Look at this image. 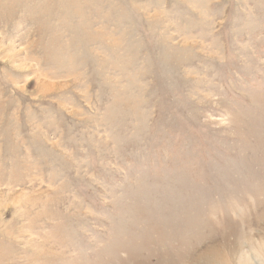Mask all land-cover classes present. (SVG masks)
<instances>
[{
    "label": "rangeland",
    "instance_id": "obj_1",
    "mask_svg": "<svg viewBox=\"0 0 264 264\" xmlns=\"http://www.w3.org/2000/svg\"><path fill=\"white\" fill-rule=\"evenodd\" d=\"M0 264H264V0H0Z\"/></svg>",
    "mask_w": 264,
    "mask_h": 264
}]
</instances>
